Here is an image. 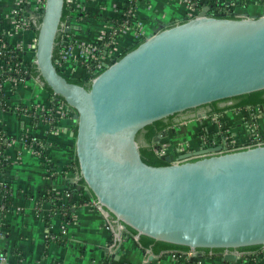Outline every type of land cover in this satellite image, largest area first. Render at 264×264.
<instances>
[{
    "label": "water",
    "instance_id": "water-1",
    "mask_svg": "<svg viewBox=\"0 0 264 264\" xmlns=\"http://www.w3.org/2000/svg\"><path fill=\"white\" fill-rule=\"evenodd\" d=\"M65 1L45 0L33 17L31 72L73 111L75 178L117 238L125 228L154 249L226 251L231 260L264 246V142L183 161L152 146L173 115L264 102V14L218 16L205 5L162 22L83 82L56 64Z\"/></svg>",
    "mask_w": 264,
    "mask_h": 264
},
{
    "label": "crops",
    "instance_id": "crops-1",
    "mask_svg": "<svg viewBox=\"0 0 264 264\" xmlns=\"http://www.w3.org/2000/svg\"><path fill=\"white\" fill-rule=\"evenodd\" d=\"M222 1V0H221ZM75 7L84 8V15L70 16L67 31L62 30L61 42L68 46L60 51L64 59L61 68L74 78L86 79L82 62L83 50L103 39L109 28L108 17L119 16L124 0H73ZM41 0H0L1 37L5 46L20 45L24 60L34 55L37 31L33 17H38ZM233 15L258 16L264 14V0H223ZM187 0H139L135 22L125 27L117 38L121 52L127 50L148 34L156 31L162 22L185 20L190 11ZM62 50V49H61ZM27 59V60H26ZM0 63V80L2 79ZM0 95V132L12 137L6 148L9 157L5 174L13 190L12 209L5 216V235L1 239L4 251L12 264H181L174 251L156 254L144 249L135 234L122 229L118 239L111 222L95 202V197L75 180L76 169L70 164L75 154L76 125L73 111L60 102L54 120H40L28 114L15 112L17 104H30L38 110L53 108L58 97L37 77L25 80L6 79ZM6 105L7 107H4ZM220 118L237 139H249L252 126L264 133V103L254 107L227 108L209 112L208 106L181 112L173 118L161 136L173 157L186 150H205L211 142L203 135L218 129ZM47 145L50 166L30 145L28 135ZM64 197L55 207L51 194ZM85 199H82V198ZM64 205L66 208H63ZM70 212L65 213V209ZM68 216V217H65ZM47 228L59 239H47ZM233 260L223 254L205 255L197 251V264H264V246L256 251H234ZM195 261L193 263H195ZM187 263V258L186 261Z\"/></svg>",
    "mask_w": 264,
    "mask_h": 264
},
{
    "label": "built area",
    "instance_id": "built-area-1",
    "mask_svg": "<svg viewBox=\"0 0 264 264\" xmlns=\"http://www.w3.org/2000/svg\"><path fill=\"white\" fill-rule=\"evenodd\" d=\"M69 3L72 4V6L75 9H83L84 8H77L75 7L76 5L74 4L73 0H67ZM190 4V11L192 12L191 14L188 15L189 17H192L194 15H196L200 10L203 9V7L199 6L196 2V0H187ZM41 5H40V10H39V14L41 13L45 0H41ZM221 5V10H224L227 14H234L230 9H226L227 7H225V5H223V3L220 4ZM136 7L137 5H131L127 10L124 8V4L122 6L121 9V13L120 14H126L127 18L124 19L123 22H121L120 24L117 25H113V24H109V28L106 31V34L103 36V39H101L100 42L98 43H91L90 45H88L87 47L84 48L83 53L84 56L82 57V62L83 65L85 67L86 70V79L84 80H90L96 73H98L99 71H101L103 68L106 67L107 64L113 62L115 59H117L119 57V54L121 53V50L119 49L118 45H117V38L120 35V33L122 32V30L127 27L130 26L131 24H133L135 22V11H136ZM69 17H67L64 21V25H63V30L67 31L68 28L70 27L71 23L68 20ZM0 32H1V27H0ZM62 37V36H61ZM36 44V43H35ZM17 47V49L22 50L23 51V47L20 45H15ZM11 50V51H15L16 49L10 48L8 46H5L2 38L0 39V63H2V72H3V76H2V82H4L6 79L11 78L14 80H17L14 77H10L9 75H6V70H5V65L9 64L10 70H16L18 67H27V66H31L34 61H35V49L36 47L34 46V55L32 57H30V60L25 61L24 60V54H22V57L19 58V53L16 52L14 53V57L15 58H19V59H5L3 56V50ZM68 49H62L61 51L64 54V52H67ZM56 59V64L58 67H60V69L62 71H64L61 68V64L62 61L64 59L63 55H61ZM3 89V83H1L0 85V89ZM31 105L30 104H17L15 106H13V110L15 112L18 113H22V114H28L31 115L34 118L39 117V119H35L36 121H40V120H47V121H51L54 120V118L56 117L57 113L52 112L50 114H46V113H40L38 114V111L35 110H31ZM216 122L218 123V129L216 132H213L212 136L207 133L204 134L203 138L206 139L207 141L211 142V146H208L207 149H205L206 151L204 152H200L199 150H186V148L183 146V149L181 150V148H178V152L183 153V154H187L186 156H184L183 154L181 155H177L176 157H173L169 154V147L161 141V136L163 135V132L159 133L158 135L155 136V138L153 139L152 142V146L155 150L156 153H158L161 156H166V155H170L172 157L173 161H183V160H187L193 157H197V156H203V155H209V154H216V153H222V152H226V151H231V150H236V149H242V148H246V147H250V146H254L257 145L259 143H263L264 142V133L258 132L255 128V126H252V133L249 139L246 140H241V139H237V137L233 134H231V131H229V129H227L225 127V125L221 122L220 118H216ZM12 143V137L10 135H8L7 133H5L4 131L0 132V264H12L11 261L9 260L7 254L4 252V247L1 243V239L4 237L5 235V216L6 214L12 209V202L11 199L13 197V190L11 187V183L10 180L7 178L6 174H5V169L8 166V162H9V157L6 154V148L7 146L9 147ZM31 147L38 153L41 155V157L43 158V160H45V162L47 163L48 166H50V159H49V155L47 153V145L44 141L33 138L31 141H29ZM220 145L221 147L219 149H214L212 147ZM71 168L73 167V159L71 161L70 164ZM77 176V171H76V175ZM77 180V179H75ZM52 198V201L55 205L53 211L54 212H60L61 209L59 210V204L60 201L65 197H62L59 194H51L50 195ZM96 204L99 206V204L97 203V201L95 200ZM100 207V206H99ZM67 213V211H64V214ZM111 223V221H110ZM46 236L47 239H51V240H57L59 239V236L57 235V233L53 232L50 230V228H47V232H46ZM174 257L175 258H182L184 260L181 261V264H186V258L187 260L191 259L192 257L197 256V250H188L182 253L179 252H174ZM103 264H113L110 261H106ZM114 264H119V263H114ZM193 264H197V261H195V263Z\"/></svg>",
    "mask_w": 264,
    "mask_h": 264
},
{
    "label": "trees",
    "instance_id": "trees-1",
    "mask_svg": "<svg viewBox=\"0 0 264 264\" xmlns=\"http://www.w3.org/2000/svg\"><path fill=\"white\" fill-rule=\"evenodd\" d=\"M138 1L139 0H124V8L127 10L131 5H137L138 4ZM197 4L201 7H204L205 5H210L211 8L209 10V13L211 14H214V15H218V16H226L228 15L224 10H221V3H223V0H196ZM224 5V3H223ZM65 6L66 8L69 9V13H66V16H65V19L67 17H70V16H78L80 17L81 15H84L85 13V10L83 9H75L71 3H69L67 0L65 1ZM230 15H233V14H230ZM127 18V15L126 14H120L119 16H110L108 17V23L109 24H113V25H117V24H120L121 22L124 21V19ZM36 28V27H35ZM37 31V30H36ZM1 32H0V37H1ZM10 48H13V49H16L15 51H11V50H6L4 49L3 50V56L5 59L9 60V59H19L20 57H22V54H24V52L22 50H19L17 49V47L15 45H9ZM61 49H68V46H63L62 45V42H61V39L58 43V56H55L56 58H58L60 56V51ZM18 52L20 55H19V58H15L14 57V53ZM33 65V64H32ZM32 65L31 66H27V67H18L16 70H10L9 67L10 65L9 64H6L5 65V70H6V75H9L10 77H14L16 78L18 81H21V80H25L27 78H30V77H36L32 72H31V68H32ZM59 70L61 72H63V74L65 76H67L68 79H74V80H79V81H83V82H89V80H83V79H80V78H74V77H71L70 75H68L67 73H65L64 71H62L60 69V67H58ZM2 83V79L0 80V85ZM48 88V87H47ZM49 89V88H48ZM50 90V89H49ZM51 91V90H50ZM1 92H3V89L1 88L0 89V95H1ZM53 92V91H52ZM54 93V92H53ZM55 96L58 97L57 101L53 104V108H48V109H45V110H39L38 111V114L40 113H46V114H50L52 112H55L60 104V102H65L66 101L64 100V97L62 96H59L57 94L54 93ZM264 102H259V103H253V104H248V105H243V106H238V108H244V107H254V106H257L259 104H262ZM67 104V103H66ZM202 106H205V105H202ZM4 107H7L6 105H4ZM201 107V106H199ZM31 110H35L37 111L38 109L35 108V106L31 105ZM198 108V107H197ZM196 109V108H194ZM223 110V109H222ZM221 110H218V111H215V112H220ZM177 115V114H176ZM176 115H173L170 117L171 119V122H173V118L176 116ZM35 119H39V117L35 118ZM76 129V125L74 126V130ZM166 129V127L162 130H160L159 132L155 133L152 137V142H153V139L155 138L156 135H158L159 133L163 132L164 130ZM34 137L29 134L28 135V140L31 141ZM155 151V150H154ZM156 153V152H155ZM160 158L166 160L165 156H161L159 155L158 153H156ZM75 154H74V158H73V167L77 170V164H76V160H75ZM167 161V160H166ZM78 183L84 185L85 183L84 182H79L77 181ZM55 194V193H54ZM82 199H85L84 197ZM11 202H12V199H11ZM68 207V205H66ZM66 206L64 205L63 208H66ZM68 211V213L70 212L69 208L68 209H65ZM65 217H68V216H65ZM128 232L132 233V234H136L132 231H130L129 229H127ZM138 241H139V244L144 248V249H149V248H152L148 245H146L145 243H143L141 241L140 238H138ZM263 247V246H262ZM260 247V248H262ZM260 248H257V249H254V250H248V251H256V250H260ZM153 249V252L156 253V254H160V253H163V252H168V251H174V252H179V253H182V252H185V251H188V250H184V249H163V250H158V249ZM197 251H202L204 252L205 255H208V254H212V255H218V254H223L225 251H215V252H205L204 250L202 249H198ZM5 252V251H4ZM195 261V258L193 259H189L187 260V263L186 264H193V262Z\"/></svg>",
    "mask_w": 264,
    "mask_h": 264
},
{
    "label": "rangeland",
    "instance_id": "rangeland-1",
    "mask_svg": "<svg viewBox=\"0 0 264 264\" xmlns=\"http://www.w3.org/2000/svg\"><path fill=\"white\" fill-rule=\"evenodd\" d=\"M124 52V51H123ZM123 52H121L120 54H119V56L123 53ZM205 106H207V105H205ZM205 106H201V107H205ZM259 132V131H258Z\"/></svg>",
    "mask_w": 264,
    "mask_h": 264
},
{
    "label": "flooded vegetation",
    "instance_id": "flooded-vegetation-1",
    "mask_svg": "<svg viewBox=\"0 0 264 264\" xmlns=\"http://www.w3.org/2000/svg\"><path fill=\"white\" fill-rule=\"evenodd\" d=\"M175 118V117H174ZM172 119V118H171Z\"/></svg>",
    "mask_w": 264,
    "mask_h": 264
}]
</instances>
